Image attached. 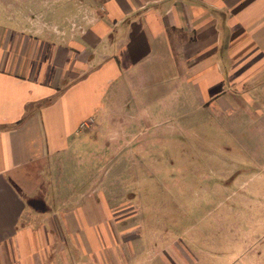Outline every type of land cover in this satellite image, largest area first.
<instances>
[{
    "label": "crops",
    "instance_id": "0c3cea01",
    "mask_svg": "<svg viewBox=\"0 0 264 264\" xmlns=\"http://www.w3.org/2000/svg\"><path fill=\"white\" fill-rule=\"evenodd\" d=\"M64 2L75 4L74 21L54 26L72 33L48 40L21 0H0V264L108 261L101 193L63 212L36 207L53 184L47 165L69 152L113 86L133 74L178 79L202 105L227 110L264 90V0Z\"/></svg>",
    "mask_w": 264,
    "mask_h": 264
},
{
    "label": "rangeland",
    "instance_id": "374dc122",
    "mask_svg": "<svg viewBox=\"0 0 264 264\" xmlns=\"http://www.w3.org/2000/svg\"><path fill=\"white\" fill-rule=\"evenodd\" d=\"M21 1L45 39L72 33L54 25L74 21L73 2ZM137 80L113 86L69 152L49 162L53 190L45 185L36 208L63 212L101 193L114 244L101 264H264V90L227 110L202 105L178 79Z\"/></svg>",
    "mask_w": 264,
    "mask_h": 264
}]
</instances>
